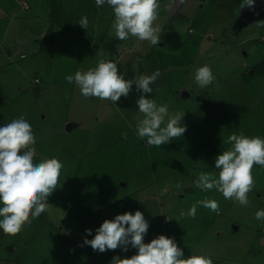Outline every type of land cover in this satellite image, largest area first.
Returning a JSON list of instances; mask_svg holds the SVG:
<instances>
[{"label": "rangeland", "instance_id": "374dc122", "mask_svg": "<svg viewBox=\"0 0 264 264\" xmlns=\"http://www.w3.org/2000/svg\"><path fill=\"white\" fill-rule=\"evenodd\" d=\"M69 1L67 16L45 45L48 1L0 0V125L23 115L36 136L30 146L36 158L63 162L49 197L54 217L45 212L16 235L0 230V264H110L117 255L131 257L137 251L130 246L101 253L84 244L87 229L93 230L87 238H94L122 210L142 211L150 222L145 238L174 236L186 256L264 264V223L255 219L264 208V168L253 166L247 207L194 185L201 171L216 173L215 159L230 147L223 140L233 132L264 137V77H245L264 62V0L254 10L244 0H158L159 45L131 36L118 40L108 5L84 29ZM128 53L132 61L123 60ZM100 59L117 63L126 79L159 69L154 92L145 95L166 102L172 116L185 113L184 136L161 147L139 140L142 93L135 84L116 105L85 98L65 79ZM203 65L215 76L207 88L194 81ZM205 197L218 201L219 213L200 206L195 219L183 214Z\"/></svg>", "mask_w": 264, "mask_h": 264}, {"label": "clouds", "instance_id": "9594fccd", "mask_svg": "<svg viewBox=\"0 0 264 264\" xmlns=\"http://www.w3.org/2000/svg\"><path fill=\"white\" fill-rule=\"evenodd\" d=\"M95 3L97 7L107 4L113 10L115 18L111 27L118 40L125 41L131 36L151 45L160 44L161 29L155 25L158 0H95ZM244 3L254 10L257 0H244ZM77 23L88 30L90 20L85 15ZM126 75L120 72L117 63L100 59L95 67L78 70L65 79L69 84L74 82L85 98L96 97L116 105L122 96H129L135 84L136 90L142 93L137 105L143 119L138 118L135 126L139 140L161 147L184 136L187 129L181 120L185 113L172 116L166 102L157 103L155 98L145 95L154 92L152 85L161 77L160 70L151 75H136L134 79H126ZM214 80L209 65L195 69L194 81L199 87L207 88ZM123 135L127 138V133ZM35 142L32 125L23 115L0 125V230L7 235H16L23 225L45 212L54 217L49 197L58 188L63 162L55 156L36 158L35 148L30 147ZM223 144L230 147L216 157V173L201 171L194 185L204 192L215 190L225 199L247 207L250 204L248 194L255 188L253 166L264 168V137L233 132ZM200 206L216 213L220 211L217 200L205 197L183 214L195 219ZM255 219L264 223V208L257 210ZM149 228L150 222L142 211L136 210L134 214L128 211L105 220L92 239L87 237L92 236L93 230L87 229L84 244L101 253L118 248L128 252L129 246L137 250L131 257H113L110 264H213L212 257L207 254L186 256L174 236L160 234L146 243Z\"/></svg>", "mask_w": 264, "mask_h": 264}, {"label": "trees", "instance_id": "16d2710c", "mask_svg": "<svg viewBox=\"0 0 264 264\" xmlns=\"http://www.w3.org/2000/svg\"><path fill=\"white\" fill-rule=\"evenodd\" d=\"M47 1L51 10L50 12L51 25L43 40V44L45 45L46 44L49 45L52 43L53 30L56 27H59V23L61 22V20L67 16V8L69 7V4L67 3L69 0H47ZM71 7L73 9L72 11L74 12L73 14L77 15L80 18L83 17V15H86L90 21L99 18V16L103 12L101 10V7L96 6L95 0H72ZM103 7L106 8L107 4H105ZM245 75L247 82L257 77H264V62L252 67V74H249L247 72ZM120 213L122 214L125 212H123L122 210V212ZM151 240L145 238L146 243L151 242Z\"/></svg>", "mask_w": 264, "mask_h": 264}, {"label": "crops", "instance_id": "0c3cea01", "mask_svg": "<svg viewBox=\"0 0 264 264\" xmlns=\"http://www.w3.org/2000/svg\"><path fill=\"white\" fill-rule=\"evenodd\" d=\"M44 37H45V34L41 35V38H43V40H44ZM132 59H133V57H132V54H130V53H128L127 55H125L124 58H123L124 61H129V60L132 61ZM68 127L73 131L74 128H75V125L72 124V123H69L68 124ZM21 230H22V232L25 231L26 230V227H23Z\"/></svg>", "mask_w": 264, "mask_h": 264}]
</instances>
